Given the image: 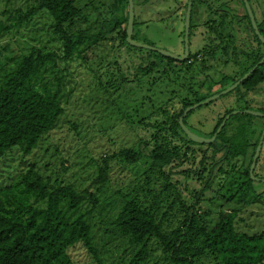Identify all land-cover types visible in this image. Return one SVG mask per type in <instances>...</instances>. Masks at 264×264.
Returning a JSON list of instances; mask_svg holds the SVG:
<instances>
[{
  "label": "trees",
  "instance_id": "obj_1",
  "mask_svg": "<svg viewBox=\"0 0 264 264\" xmlns=\"http://www.w3.org/2000/svg\"><path fill=\"white\" fill-rule=\"evenodd\" d=\"M241 2L244 9L243 20L247 22L253 37L251 43L242 46L237 44L235 32L240 27L241 18L230 17L225 13L223 17L207 23V32L210 34L208 44H205L200 53L197 52L205 54L211 62L214 60L223 62L225 66H233L236 68L235 74L223 73L218 81L206 75L198 89L192 85L191 93L187 95L178 91L179 85L177 88L173 86L172 90L180 93L175 96L182 107L180 112L171 111L168 108L175 109L168 104L174 102L171 99L167 102L163 115L166 123L169 121L170 124L156 125L157 142L153 148L145 143V154L129 148L105 158L98 178L87 187L66 181L51 183L44 177L42 170L30 162L27 170L13 178L8 177L9 181L0 187V264H74L69 250L78 244H82L98 259L95 248L98 236L95 228L98 226V216L107 208L101 197L103 186L108 183L110 162L117 158L130 165L137 164L144 158L151 163L144 173L145 185L140 186L135 194L118 192L122 205L116 216L109 219L105 229L106 235L127 241L128 247L135 252L133 264H141L148 259L150 245L154 241L159 245L161 254L156 264H197L205 257L212 259L214 264H264V230L241 231L239 224V212L264 201V195L254 187L256 182L264 185L260 181L264 179L263 176L256 172L264 153V143L254 170V176L260 180H254L250 174L264 131L263 124L262 130L258 132L256 120L264 121V117L245 113L253 112L247 98L250 92H256L264 83V64L232 91L235 98L244 101L246 106L238 109V114H233L236 111L234 109L218 117L208 138L217 135L216 140L204 145L212 149L214 157L220 153L222 156L219 159L212 158L207 177L195 196L194 203L191 206L188 203L181 205L182 215L175 224L166 221L167 213L160 217L159 214L162 204L165 203L168 210L174 211L176 202L157 197L156 185L153 184L154 188H151L150 178L159 172L165 176V169L176 160H188L192 151L188 147L181 155L178 147L170 149L167 139L169 135L179 141L186 140L190 146L203 144L191 140L179 123L186 109L231 87L264 58V43L255 34L244 1ZM249 3L264 38V19L262 22L258 21L251 0ZM104 5L105 3H101L103 11L95 9V19L86 13L88 5H80V0H37L33 6L25 11L19 10L16 16L10 17L8 20L11 26L2 24V32L25 28L35 17L46 13L51 19L49 31L58 43V50L47 51L36 46L18 58H9L11 63L0 62V165L14 164L18 159H30L65 114L66 103L73 94L70 75L60 65L71 64L75 59L88 62L90 52L107 36L117 33L121 45L127 49L138 53L147 52L152 61L145 73L139 67L143 78L147 77V80L153 72L161 69L166 75L176 73L178 77H175V81L181 84V80L186 79L188 70L196 64L194 58L197 54H191L186 61L180 62L155 51L131 46L127 42V30L124 27L129 22L128 0H113V4L107 7ZM187 6L188 4L184 10L185 17ZM193 9L194 3L192 14ZM105 14L108 19L105 17L101 22L100 17ZM232 21L237 22L236 26L232 27V32L226 33L227 24ZM134 25L132 38L135 41L136 23ZM193 26L191 22V30ZM201 64L207 68L205 60ZM196 68L202 70L200 66ZM135 77L134 84L146 82L139 78L138 73ZM186 83L187 81L183 85ZM167 85L164 84L165 87ZM217 86L220 88L215 91ZM143 89L145 92L143 85L140 89H134L136 98L144 94ZM158 89L165 90L160 86L150 90L155 94ZM161 93L166 98L165 92ZM145 96L134 102L135 109L130 106L131 110L126 116L128 124L137 120L134 115L141 109L140 103ZM149 102H152L151 99ZM145 108L146 106L143 111L149 113V109ZM170 112L172 115H169ZM258 113L264 114V109H260ZM190 114L184 119L185 126ZM228 115L231 118L217 134ZM207 161L204 157L199 176L206 172ZM159 188L160 186L157 187ZM168 188L169 185L166 184L165 189ZM141 194L145 195L144 199L140 198ZM98 263L103 264L99 259Z\"/></svg>",
  "mask_w": 264,
  "mask_h": 264
},
{
  "label": "rangeland",
  "instance_id": "obj_2",
  "mask_svg": "<svg viewBox=\"0 0 264 264\" xmlns=\"http://www.w3.org/2000/svg\"><path fill=\"white\" fill-rule=\"evenodd\" d=\"M36 1L0 0V62L11 63L8 61L9 58L12 60L18 58L36 46L47 51L58 50V43L49 31L51 19L46 13L35 17L25 28L1 31L2 24L6 27L11 26L8 20L10 17L16 16L19 10L25 11ZM188 2L189 0H134L135 41L182 56L185 32L184 10ZM101 3H105L104 6L107 7L113 4V0H80V5H88L86 13L95 19L97 15L95 9L103 11ZM251 4L258 21L262 22L264 0H251ZM193 10L191 22L194 26L190 35V55L200 53L205 44H208L207 38L210 34L207 32V23L210 24L212 19L223 17L225 13H228L230 17L241 18L240 27L235 32L237 44L242 46V44L251 43L253 37L247 22L243 20L244 9L241 0H194ZM105 17L108 19L106 14L100 17L101 22ZM236 23V21L228 22L226 33L232 32V27L235 28ZM124 27L128 29V25ZM143 52L145 53L134 52L121 45L120 37L115 33L107 36L90 52L88 62L75 59L71 64H61L60 66L65 68L67 74L70 75L73 89V94L70 95L65 106V114L28 161L18 159L14 164L0 165V173L4 175L3 177L0 175V187L9 181L8 177L13 178L27 170L30 163L40 168L44 177L51 183L66 181L87 187L98 178L105 158H110L121 150L129 148L144 153L145 143H148L151 148L154 147L157 142L156 125L170 124L169 121H167L168 124L166 123L163 115L167 102L170 99L173 100L174 103L171 102L168 105L175 109L168 108V110L180 112L182 107L175 94H190L191 86L195 85L198 89L206 75L218 81L223 73L234 75L236 72L233 66H225L223 62L214 60L211 62L205 54H197L194 58V62L197 61L196 64L188 70L187 77L184 81L181 80V84L175 81V77H178L176 73L166 75L161 69L153 72L147 80V77L143 78L139 67L141 66L145 73L152 60H149L151 57L149 58L146 51ZM204 60L207 68L201 64ZM196 66L202 67V70L197 69ZM137 73L139 78H143L146 82L142 81L140 85L139 82L134 84ZM185 81L187 83L183 85ZM165 83L168 84L167 87L164 86ZM141 85L144 86L145 92L143 89L144 94L136 98L134 93L140 89ZM158 86L165 90L158 89L155 94H152V88ZM173 86L178 87L180 93L175 92V89L172 90ZM218 88L220 86H217L215 91ZM257 89L256 92H250L247 98V103L253 112L264 109V83ZM162 91L165 92L166 98L162 95ZM144 95H146L144 101L140 103L141 109L136 112V115L133 114L137 120L128 124L126 116L129 115L130 106L135 109L134 102ZM235 96L231 92L208 104L200 105L201 107L189 113L186 127L202 138H210V133L219 116L229 110L238 111V109L245 108V102L239 101ZM150 99L153 103L149 102ZM145 106L149 109V113L143 111ZM169 115L172 113L170 112ZM256 123L258 132H260L264 121L256 120ZM167 139L170 149L178 147L181 155L188 147L192 150L188 160L183 162L176 160L165 169V176L159 172L150 177L151 188H154L153 184L156 185L157 197L162 200L169 198L171 202H176L174 211L168 210L165 203L162 204L159 214L160 217L167 213L168 220L166 221L175 224L182 215L181 205L188 203L191 206L194 203L195 196L207 177L212 158L219 159L222 153L214 157L212 149L204 144L190 146L186 140L179 141L171 135ZM204 157L208 159L205 164L206 172L199 176ZM150 164L147 158L134 165L123 163L119 158L110 162L108 183L103 186L101 197L107 208L102 215L98 216V226L95 228L98 236L95 240L96 253L103 264H133L135 252L128 247L127 241L106 235L105 229L109 219L116 216L117 210L122 205L118 192L135 194L140 186L145 185L144 173L149 169ZM256 172L264 178V153ZM166 184L169 185L168 189H165ZM158 186H160L159 189H157ZM254 187L258 193L264 195V185L256 182ZM144 197L145 195H140V198L144 199ZM163 208L164 211H162ZM239 217L241 231H263L264 201H259L244 212H239ZM150 249L148 259L141 264H156L161 257L159 245L155 241L150 245ZM69 255L74 264H99L97 257L82 244L71 248ZM197 264L214 263L212 259L205 257Z\"/></svg>",
  "mask_w": 264,
  "mask_h": 264
},
{
  "label": "water",
  "instance_id": "obj_3",
  "mask_svg": "<svg viewBox=\"0 0 264 264\" xmlns=\"http://www.w3.org/2000/svg\"><path fill=\"white\" fill-rule=\"evenodd\" d=\"M243 1H244L246 10L248 12V15L250 17L251 24H252V27H253V29L255 31V34L259 37L260 41L262 43H264V38H263V36L261 35V33L259 31L258 24H257L256 18H255V15L253 13V10H252V8L250 6L249 0H243ZM128 2H129V22H128V29H127V42L131 46L136 47V48L150 50V51H155V52H158L161 55H164L166 57H169V58L178 60L180 62H184V61H186L189 58V56H190L191 19H192V8H193L194 0H189L188 6H187V13H186V17H185L184 54H183V56H177V55H174V54H172L170 52H167L165 50L158 49L156 47H153V46H150V45H146V44H142V43H139V42L134 41L133 38H132V36H133L134 24H135V13H134V4L135 3H134V0H128ZM262 64H264V58L259 63V65H257L249 74L245 75L240 81H238L237 83H235L231 87L227 88L226 90H224L220 94L215 95V96L207 99L205 102H203L201 104H196V105H194V106L189 107V108L186 109V111L184 112L183 116L180 118L179 123H180V125L183 128V130L186 132V134L188 135V137L191 140H193L195 142H198V143L210 144V143H214L215 142L217 135L213 136L211 139H205V138H202V137H200V136L192 133L184 125V119L188 116V114L191 111H193L194 109H196L197 107H199L200 105L208 104V103H210V102H212L214 100L219 99L222 95H225V94H228V93L234 91L244 80H246L250 76V74L252 72H254ZM238 113H239L238 111H235L233 114H238ZM245 113L252 114V115L257 116V117H264V114H261V113H258V112L245 111ZM230 118H231V115H228L225 118V120L223 121V123L219 127V129L217 131V134L223 129V127L225 126L226 122ZM263 143H264V131H263L261 140L259 142V145L257 147L256 154H255V157H254V160H253V163H252V166H251V170H250L251 177L254 180H258V181L260 179H258V178H256L254 176V170L256 168V164H257L258 158L260 156V153L262 151ZM260 181L264 182V179H262Z\"/></svg>",
  "mask_w": 264,
  "mask_h": 264
},
{
  "label": "flooded vegetation",
  "instance_id": "obj_4",
  "mask_svg": "<svg viewBox=\"0 0 264 264\" xmlns=\"http://www.w3.org/2000/svg\"><path fill=\"white\" fill-rule=\"evenodd\" d=\"M183 56V55H182Z\"/></svg>",
  "mask_w": 264,
  "mask_h": 264
}]
</instances>
